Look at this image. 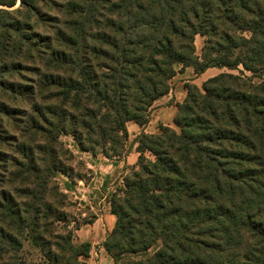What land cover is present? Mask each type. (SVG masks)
<instances>
[{
	"label": "trees",
	"instance_id": "16d2710c",
	"mask_svg": "<svg viewBox=\"0 0 264 264\" xmlns=\"http://www.w3.org/2000/svg\"><path fill=\"white\" fill-rule=\"evenodd\" d=\"M18 1L0 0V146L16 145L0 148V264H84L60 135L123 157L127 123L147 124L178 66L261 81L186 86L178 130L137 139L103 247L114 264H264V0Z\"/></svg>",
	"mask_w": 264,
	"mask_h": 264
},
{
	"label": "crops",
	"instance_id": "0c3cea01",
	"mask_svg": "<svg viewBox=\"0 0 264 264\" xmlns=\"http://www.w3.org/2000/svg\"><path fill=\"white\" fill-rule=\"evenodd\" d=\"M180 69L181 67L179 66L178 70ZM223 70L224 69L211 68L200 75L196 74L193 68H186L183 72H178L170 82V93L154 103L147 124L141 125L135 121L127 123V144L130 146V149L121 159H110L103 154L92 155L86 152L81 153L84 157L88 156L86 158V165L89 167V171L93 174L95 173L96 176H100V192H110L113 190L112 186H107V181H112V184L118 181V184L122 188L124 177L131 170L137 168L140 157V154L137 152V139L142 134L157 135L161 132L162 128L178 130L174 124V118L178 111L177 106L183 104L186 100V84L194 83L198 85L197 82L208 73ZM190 75H192V77ZM217 76L215 74L207 79L209 80ZM190 79L193 80L191 81ZM147 156L150 157L149 154H147ZM78 182L82 183L83 181L79 180ZM102 210L103 212L100 215L95 214L96 218L92 223H87L82 226V229L77 230L80 236L78 243H88L91 245L90 256L83 261L84 264H114L113 260L104 249L103 244L107 236L114 231L117 219L111 213L109 203L108 206L104 205Z\"/></svg>",
	"mask_w": 264,
	"mask_h": 264
},
{
	"label": "rangeland",
	"instance_id": "374dc122",
	"mask_svg": "<svg viewBox=\"0 0 264 264\" xmlns=\"http://www.w3.org/2000/svg\"><path fill=\"white\" fill-rule=\"evenodd\" d=\"M20 1V0H19ZM18 1V2H19ZM59 2H66V0H58ZM19 6V3H18ZM17 6V7H18ZM1 8V7H0ZM49 14L52 16L58 15L57 11L54 10V7L52 4L48 5L47 8L45 9ZM45 34H51L50 30H45ZM245 37L249 38L251 35L250 33L246 32ZM204 43H205V38L198 35L195 39V46H196V55L198 57H201L203 54V48H204ZM236 54H240V51H237ZM179 69V66L176 67V74L178 72H183L185 69ZM192 70V69H191ZM192 72V71H191ZM232 73L234 75H240L244 74L245 77L247 78H253V82L258 83L261 80L257 78V76H254L252 73L245 71L243 67H239L238 70L235 71H230L227 69H224L223 71H212L208 73L205 77L200 79L197 84L195 85L194 83L186 84L187 85H194L197 86L198 88H202L203 84L208 81V77L213 76L216 74L219 75L220 73ZM190 74V73H189ZM193 75V74H192ZM192 75H190L192 77ZM194 76V75H193ZM191 81L193 79H190ZM196 80V79H195ZM205 80V81H204ZM25 108H28L27 110L31 111L29 107L25 106ZM11 133H13L12 129L9 128ZM60 140L63 145L62 148L64 150L68 151V154L66 155L65 159H68V163H66L68 166H73L74 169V180L71 178L68 179L67 176L64 174H60L58 177V182L60 184V187L62 190L66 192L68 191V194L70 196L69 199V207H68V212L72 216V220L75 221L71 225V229L73 228L74 230V236H75V242L78 243L80 240V236L74 228H79L82 229L84 225H86V222H90L96 218L95 214H101L103 212L102 208L104 205L108 206V201L110 200V197L112 194L116 193L118 189H120V185L118 184V181L115 184H112V181H107V186H112L113 190L110 192L108 191H102L100 192L99 188L101 185V180L100 176H96L95 173H91L89 171V167L86 165V157L82 155L81 153H84L80 151L77 142L74 140V138L70 135H60ZM9 143H14V141L9 140L5 143V145L0 146L3 152H10V157L16 156V145H14L13 148H7ZM19 145V144H18ZM11 146V145H9ZM10 149H13V152L10 151ZM130 149V146L126 144V151ZM91 154V153H89ZM97 154H102L101 150H98ZM96 154V155H97ZM104 155V154H103ZM152 157L151 155H149ZM122 157H119L117 155H111L110 159H121ZM153 158V157H152ZM78 177H77V176ZM76 176V177H75ZM125 178V177H124ZM82 180V183H79L78 181ZM73 181V182H71ZM113 182V183H114ZM124 183V182H123ZM78 229V230H79ZM156 249H153L150 251L149 255H152L155 252ZM26 251L29 252V249L26 248Z\"/></svg>",
	"mask_w": 264,
	"mask_h": 264
}]
</instances>
